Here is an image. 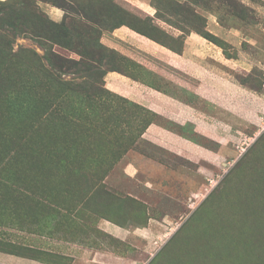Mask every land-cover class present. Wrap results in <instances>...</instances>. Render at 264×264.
<instances>
[{"label":"rangeland","instance_id":"rangeland-1","mask_svg":"<svg viewBox=\"0 0 264 264\" xmlns=\"http://www.w3.org/2000/svg\"><path fill=\"white\" fill-rule=\"evenodd\" d=\"M119 27L130 38L113 48ZM143 39L187 61L199 128L106 86L141 71L126 52L142 59ZM151 122L204 159L154 143ZM0 253L264 264V0H0Z\"/></svg>","mask_w":264,"mask_h":264},{"label":"crops","instance_id":"crops-1","mask_svg":"<svg viewBox=\"0 0 264 264\" xmlns=\"http://www.w3.org/2000/svg\"><path fill=\"white\" fill-rule=\"evenodd\" d=\"M125 27H119L114 32H109L103 37V41L113 48H120L123 40L130 37V30ZM134 33V32H132ZM107 39V40H106ZM123 39V40H122ZM132 41V40H131ZM136 45L139 41H133ZM146 44L145 56L138 59L134 54L127 51L126 53L135 59L141 66L138 76L128 75L127 73L110 71L106 75V86L113 92L147 108L150 113L163 115L167 120L174 124H179L180 129L186 126L191 120L196 127H200L202 122L195 117L199 114L193 103L189 100V72L188 63L183 58H178L172 51L159 49L157 45ZM145 48V49H146ZM161 48V47H160ZM154 53L155 59H151ZM132 53V51H131ZM159 55V56H158ZM140 73H146L144 76ZM189 125H187L188 127ZM151 133L155 138L156 144L164 145L172 148L173 152L185 156L192 162H200L204 159L205 147L198 145L187 138L171 131L170 129L159 125L157 122H151L145 131V134ZM200 147L204 151H199ZM174 148V149H173ZM140 163L142 167H151L153 160L147 161L141 157ZM156 163V162H155ZM159 168V167H158ZM139 169L134 162H130L125 168L127 174L136 176ZM199 173V169L196 170ZM201 173V172H200ZM100 226L116 236H120L121 232L116 226L100 222ZM0 264H45L38 261L28 259L23 256L0 253Z\"/></svg>","mask_w":264,"mask_h":264}]
</instances>
